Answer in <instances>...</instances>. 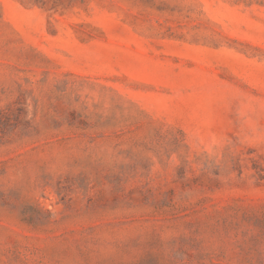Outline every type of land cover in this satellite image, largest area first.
<instances>
[{"label":"rangeland","instance_id":"rangeland-1","mask_svg":"<svg viewBox=\"0 0 264 264\" xmlns=\"http://www.w3.org/2000/svg\"><path fill=\"white\" fill-rule=\"evenodd\" d=\"M0 264H264V0H0Z\"/></svg>","mask_w":264,"mask_h":264}]
</instances>
